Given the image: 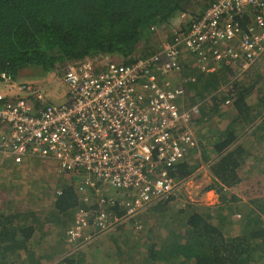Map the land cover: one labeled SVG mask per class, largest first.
Returning <instances> with one entry per match:
<instances>
[{"label":"trees","instance_id":"1","mask_svg":"<svg viewBox=\"0 0 264 264\" xmlns=\"http://www.w3.org/2000/svg\"><path fill=\"white\" fill-rule=\"evenodd\" d=\"M213 2L205 5L194 19ZM195 6L197 0H0V83L2 76L11 82L21 75L36 76V79L59 76L69 63L85 59H109L112 63L127 65L152 58L159 53L160 42L158 48L151 50L145 46L155 38L154 33L171 26L178 16L189 13ZM181 32L182 27L168 41L172 42ZM213 63L211 60L209 66ZM218 67L206 73L197 67L186 71L180 65L176 73L183 78L176 85L184 93L177 105L184 108L201 104L197 125L204 118L208 121L227 115L230 120L224 128L215 125L213 143L204 148L199 144V155L195 153L175 165L176 171L169 169V174L180 180L204 165L211 183L203 193L213 191L218 203L210 208L181 204L174 211L169 203L177 198L170 197L154 205L148 216L144 215L145 226L138 233L139 238L126 232L123 224L116 228L117 234L109 239L113 249L106 248L98 255L104 261L112 264H264V197L244 203L230 192L240 183V171L251 157L253 146L260 145L264 150V96L257 97L258 108L250 104L257 82L247 85L235 82L229 90L221 91L222 84L229 83L224 80L233 70ZM36 87L43 90L45 105L36 99L29 101L39 109L51 100L43 83ZM224 105L228 114L221 112ZM68 175H72L69 183L59 185L60 192L48 210L39 211L40 216L9 206L16 203L13 200L1 204L0 264H95L97 256L89 263L85 256H89L86 253L91 247L99 244L92 241L84 245V251L76 246L82 245L83 230L86 226H95L94 217L101 212L106 223L111 219L119 222L126 218L125 207L116 199L110 203V197L100 185L90 190L85 202L74 184L79 176ZM92 195L98 198L93 199ZM83 213L87 217L80 218ZM48 229H55L56 237L66 235L67 239L57 247L49 245L50 240L46 241L45 237L53 231L47 234ZM234 229L237 230L233 233ZM101 232L95 227L89 235L94 238ZM130 237L136 242L132 243ZM128 243L132 245L125 251Z\"/></svg>","mask_w":264,"mask_h":264},{"label":"built area","instance_id":"2","mask_svg":"<svg viewBox=\"0 0 264 264\" xmlns=\"http://www.w3.org/2000/svg\"><path fill=\"white\" fill-rule=\"evenodd\" d=\"M183 47L206 73L218 66L247 69L264 54V0H215L152 58L111 62L100 72L93 59L70 63L62 76L68 86L63 104L43 107V90L30 85L18 87L23 96L0 97L6 99L0 101V164L50 162L79 176L76 189L85 202L98 185L119 199L126 196L121 201L126 218L180 192L190 194L199 172L180 180L169 174L201 149L194 131L200 103L186 108L174 103L184 94L170 78L180 70ZM4 85L10 92L14 87ZM31 98L43 108L32 106ZM96 220L107 228L102 215Z\"/></svg>","mask_w":264,"mask_h":264},{"label":"rangeland","instance_id":"3","mask_svg":"<svg viewBox=\"0 0 264 264\" xmlns=\"http://www.w3.org/2000/svg\"><path fill=\"white\" fill-rule=\"evenodd\" d=\"M213 0H197V6L191 9L189 13H186L183 18L178 17L173 21L171 26L163 29H158L156 33H154L155 38L149 43V46H145L146 49L151 50L150 48H158V42L160 41V44L165 42L164 40H169L171 36L180 28L181 24H187L189 19L198 16L200 12H202V8L207 5L208 3H211ZM180 52L183 55V61L181 65L186 69V71H193L194 69L199 68V64L196 61V59L191 56L188 50H186L184 47L180 48ZM111 62V60H103L99 59L94 61V69L97 72L103 71L104 67L107 63ZM69 65V64H68ZM63 67L62 74L59 76H53L48 75L46 78H39L36 79L32 76H18V78L11 82L10 80H6L7 84H14V87L12 88L11 92L9 93L10 96L16 97V96H23L24 93L18 90V87H21V84H29L30 86H33L36 88V84L43 83V86L49 90L48 93V99L51 100V103L53 104H59V103H65L68 100V86L62 83V76L64 72L66 71L67 66ZM211 66L215 68L212 64ZM210 66V67H211ZM197 67V68H196ZM231 68V67H229ZM217 70V68L214 69V71ZM233 70V74H228L227 78H225L227 81L226 85L222 84L223 87H221V91L224 92L229 90L231 86L235 82H241L245 85H247L249 82H257L255 85V90L252 93V96L250 97L249 101L250 104H254L256 108L257 107V97L264 96V56L262 59H260L258 62L253 64L252 66H249L247 69H240L233 67L231 68ZM38 75V74H37ZM174 86L176 85V82H181L183 78H180L179 75H173L172 76ZM33 84V85H31ZM42 86V85H41ZM4 90H10V87L7 86L4 88ZM180 99L176 98L174 100L175 104L180 103ZM32 105V104H31ZM227 105H224L221 107V112L224 114H228L227 112ZM186 108V107H184ZM201 109V104H200ZM199 116L196 118V124L194 126V131L196 134V137L199 141V144L204 148L206 145H210L214 141V129L216 128L215 125L219 126L220 128H224L228 124V121L230 120L227 115L223 117H215V118H209L208 121L206 118H204L202 121H200V124L197 121H199ZM198 129L201 130V134H199ZM209 130H211V134H209ZM204 138V139H202ZM243 139V138H241ZM200 146V145H199ZM251 151V157L247 159L244 166L242 167L240 171V183L230 189V192L235 194L238 198H240L241 202H248L252 198L257 197H264V150L263 147L260 145L253 146ZM200 154V153H199ZM196 154V155H199ZM194 159V158H193ZM205 166L201 165L196 170V173L199 172V174L194 178L192 184H190L188 187V192L190 194H187L185 192H180L178 196H175L170 201V207H172L175 210L180 206L181 204H188V205H197L198 207H215V205L218 203L217 195L213 191H206L203 193L204 188L208 185V183H211V177L208 175V173L205 170ZM72 175H68L66 173H63L59 171L54 165L50 162H42L39 160H32V161H25L20 166H13L11 163L6 164H0V210L1 204L6 202L7 200H13L16 203L9 205L11 207L17 208L20 207L24 211H30L35 212L36 214H39L40 210H48L50 207V204L52 203V200L55 195L58 194L60 191L59 185L61 183L67 182L69 183V180ZM79 180V179H78ZM74 184L77 187L78 181L74 182ZM117 193L113 191H108L107 195L109 197L119 199L118 196H121L120 194L116 196ZM80 195V194H79ZM191 196V199H188L187 197ZM93 199L98 198L94 195H92ZM125 197H120V201L125 200ZM82 198V196L80 197ZM91 199L89 203L93 200ZM85 204V202H84ZM104 207V206H102ZM100 207L101 209H103ZM153 207V206H151ZM143 210L142 212H139L131 217L123 218L122 220L117 221L118 219H111L108 220L106 224L107 228L102 229V221L99 220V223L95 226L88 227L86 226L83 230L84 236L82 239V245L76 244V246H81L79 249L84 251L85 247L84 245H88L94 242L95 245L89 249V251L86 253L89 256H85V260L87 263H89L93 258L96 256L98 258L95 259V264H112L109 261L102 259L101 255L102 250L107 249H113V245L109 242V239L111 238L112 234H117L115 232L116 228L119 227V225H124V230L128 233L137 238L140 237L141 234H138L143 227L145 226L144 217L148 216L149 209ZM5 208V207H4ZM214 209V208H213ZM104 210V209H103ZM94 213V211L92 210ZM101 215L104 213L101 212ZM145 215V216H144ZM96 217L98 215H95L94 222L97 223ZM90 219V218H88ZM133 220V222H131ZM148 224L151 222V219H147ZM96 227V230L100 229L102 232L100 235H96V237H91L89 234L94 231ZM50 231H53V233H49ZM89 232H88V231ZM237 229H234L232 232H236ZM55 232V233H54ZM115 232V233H114ZM49 233L48 237H45V240H50L49 245H53L57 247L56 245L62 244V241L66 240V235H59L60 238L56 237V230L55 229H48L47 234ZM121 233V232H120ZM132 237H130V240ZM54 241V242H53ZM122 241H119V243ZM132 243L136 242V240H131ZM75 243V242H74ZM108 243H110L108 245ZM42 244V243H41ZM58 245V246H59ZM132 244L128 243L126 244L125 251L129 250L128 247H130ZM136 249H138L136 247ZM51 250V249H50ZM53 250V248H52ZM138 251H133L132 253H137ZM106 254V253H105ZM105 256V255H104ZM125 257H122L124 259Z\"/></svg>","mask_w":264,"mask_h":264},{"label":"clouds","instance_id":"4","mask_svg":"<svg viewBox=\"0 0 264 264\" xmlns=\"http://www.w3.org/2000/svg\"><path fill=\"white\" fill-rule=\"evenodd\" d=\"M214 1H215V0H214ZM207 8H208V7H207ZM184 15H185V14H182V15L178 16V20H179V18H183ZM201 15H202V13H201ZM201 15H200V16H201ZM192 19H194V17L191 18V19H189V21L192 20ZM189 21H188V23H189ZM188 23H187V24H188ZM187 24H185V23H184V24H181V25H180V28H179L177 31H179V30L181 29V27H182V30L187 29ZM164 41H168V40L165 39ZM159 42H160V41H159ZM168 42H169V41H168ZM160 46H161V44L159 45L158 51H159V49H160ZM190 55L194 57L193 54H190ZM183 57H184V56L181 55V57H180V65H181V63H182V61H183ZM194 58H195V57H194ZM69 64H70V63H69ZM207 170H208V169H207ZM208 175H209V173H208ZM209 176H210V175H209ZM118 197H119V196H118ZM160 203H161V202H160Z\"/></svg>","mask_w":264,"mask_h":264},{"label":"crops","instance_id":"5","mask_svg":"<svg viewBox=\"0 0 264 264\" xmlns=\"http://www.w3.org/2000/svg\"><path fill=\"white\" fill-rule=\"evenodd\" d=\"M5 83L1 82L0 83V97H8L10 96V91L8 90H4V88H6V86L4 85ZM4 99H1L0 101H3Z\"/></svg>","mask_w":264,"mask_h":264}]
</instances>
